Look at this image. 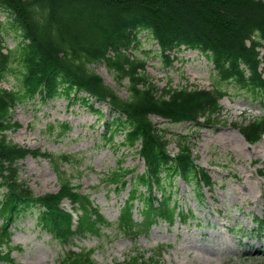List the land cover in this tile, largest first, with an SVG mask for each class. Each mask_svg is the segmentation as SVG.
<instances>
[{"label": "trees", "instance_id": "obj_1", "mask_svg": "<svg viewBox=\"0 0 264 264\" xmlns=\"http://www.w3.org/2000/svg\"><path fill=\"white\" fill-rule=\"evenodd\" d=\"M0 7L9 15L0 21V80L9 75L15 80L11 89L0 85V264L11 258L16 247L11 244L13 221L30 210L37 225L65 246L75 236L100 235L108 229L139 234L158 223L190 219L192 211L183 208L177 195L178 177L197 193L214 182L197 164L190 144L180 143V150L171 154L169 139L151 115L175 122L201 124V118L212 122L228 92L221 82H231L251 98L264 101L259 50L264 40V0H0ZM10 29L16 32V44L7 48L5 33ZM140 31L157 41L168 64L173 63L170 53L182 46L200 50L213 63L218 81L213 88L157 87L145 72L146 60L129 53L139 42ZM100 60L120 80L128 79V98L91 69ZM83 91L108 102L114 112L113 119L106 121V139L126 148L139 145L137 153L145 159L144 171L118 166L105 173L107 184L128 190L115 221L60 169L59 158L67 156L27 148L6 134L19 126L11 115L17 105L36 98L71 99L73 94L88 102L90 96L81 95ZM239 128L248 141L258 142L264 135V115ZM119 135L123 138L117 141ZM28 154L48 157L56 164L58 192L36 195L20 178L17 163ZM64 199L80 210L76 224L62 205ZM260 223L264 231V221ZM164 246L154 248L149 257L136 251L118 264H160ZM58 264L97 262L92 251L69 249Z\"/></svg>", "mask_w": 264, "mask_h": 264}, {"label": "rangeland", "instance_id": "obj_2", "mask_svg": "<svg viewBox=\"0 0 264 264\" xmlns=\"http://www.w3.org/2000/svg\"><path fill=\"white\" fill-rule=\"evenodd\" d=\"M7 18V12L0 8V20ZM16 36L13 29L6 32V47L15 46ZM138 36L139 42L129 53L146 60V73L159 88L168 84L213 88L218 81L213 63L200 50L174 51L173 64L169 65L147 31L139 32ZM260 51L264 67V45ZM91 68L121 97H129L128 79L120 80L102 61ZM221 84L228 92L212 122L206 123L204 118L201 124L175 122L152 115L156 126L169 139L171 154H176L179 144L185 141L191 145L197 164L213 178L212 189L202 187L197 193L178 177L177 195L183 208L192 211V219L172 225L158 223L149 232L136 236L107 231L100 236L78 237L72 243L73 249L94 248L97 264H116L135 249L149 257L159 245H165L160 264H264V246L260 247L264 232L260 234L253 229L258 225L254 218L264 219V138L252 144L238 128L264 115V102L251 98L249 92L231 82ZM0 85L12 88L14 77L3 78ZM111 115L104 102L84 103L65 97L44 102L36 99L15 108L13 118L20 126L8 131L7 136L30 148L68 155L69 160L60 163L61 169L72 177L73 184L91 194L95 205L108 218L115 220L127 191L117 192L113 184L107 185L102 179L119 165L142 171L144 161L135 150L105 140L104 121L112 118ZM67 123L69 129L64 128ZM19 167L21 178L36 194L56 192L60 188L57 173L48 159L28 156L20 161ZM64 205L70 207L68 201ZM12 231L13 244L22 248L15 249L14 260L5 264H58L67 249L36 226L32 213L15 220Z\"/></svg>", "mask_w": 264, "mask_h": 264}]
</instances>
